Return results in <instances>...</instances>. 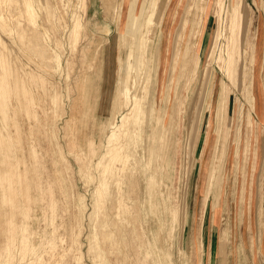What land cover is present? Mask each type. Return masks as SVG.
<instances>
[{
    "label": "rangeland",
    "instance_id": "374dc122",
    "mask_svg": "<svg viewBox=\"0 0 264 264\" xmlns=\"http://www.w3.org/2000/svg\"><path fill=\"white\" fill-rule=\"evenodd\" d=\"M143 1L0 0V77L5 83L10 81L6 88L11 92L5 101L0 96V141L8 140L9 151L15 153L16 158L10 153V160L17 159L11 160L12 166L17 163L14 167L23 179L20 186L29 198L23 206L28 215L16 218L18 225L28 229L20 232L10 264H264V0H245L249 16L244 49L246 58L255 57V63L247 68L240 64L232 79L221 70L217 56L225 53L224 36L232 32L233 0H223L220 26L219 0H184L176 27L169 23L171 9L167 8L164 26L143 32L150 39L153 34L150 45L158 43L160 32H165L169 60L160 80L147 77L145 70L136 75L137 93H143L139 88L145 84L148 99L155 94L159 120L149 124L148 119L137 150L130 151L128 171H122L123 162L117 161L118 172L106 178L102 168L110 160L105 141L114 120L112 104L120 93V67L133 43L128 33L124 47L122 34L131 32L129 15ZM155 2L149 0L151 6ZM160 14L155 15L156 22ZM185 19V30H178ZM177 45L183 60L180 57L172 72ZM246 70L250 71L247 82ZM224 87L229 91L226 99ZM120 118L115 119L118 125ZM150 151L154 156L145 159ZM1 164V172L9 168ZM102 177L112 186L104 195L100 192ZM209 179L207 197L204 191ZM204 198L207 207L202 216ZM105 218L112 223L105 225ZM122 222L124 240L121 233L115 234L114 224ZM109 232L115 234V245L103 238ZM23 234L34 247L25 254ZM6 260L0 253V264Z\"/></svg>",
    "mask_w": 264,
    "mask_h": 264
},
{
    "label": "bare ground",
    "instance_id": "6f19581e",
    "mask_svg": "<svg viewBox=\"0 0 264 264\" xmlns=\"http://www.w3.org/2000/svg\"><path fill=\"white\" fill-rule=\"evenodd\" d=\"M151 1V0H150ZM184 0H161V3L158 2V0H156V2L151 6L150 3H149V0H145L143 1L141 4H140V7L138 8V10H135L133 11V13L131 12L130 15H129V26H130V29H131V32H127L125 34V32L122 34V38H123V41H124V47H126V45L128 44L129 41H127V38H126V35L128 33H132V36H133V43H131V48L129 49L128 53H127V59L125 61V63H122V71H121V74H122V77H121V82H120V89L118 87V89L120 90V93H119V96L118 98H116L114 104H112L113 106V110H111L113 112V115H114V120L112 121L111 119V125L110 123L108 124V126L110 125L112 127V130H111V135L108 136V141L106 140L105 142H108L107 145L109 144V148L107 150V153L106 155L108 154V157L110 156V162L108 161V164H105V168H102L104 169L103 173H105V175L107 176H104L106 178H110V177H113L115 175L116 172H118L115 168V163L117 161L119 162H123V168H122V171H124L125 169H127V161H129V158H131V153L130 151L131 150H134L136 151L137 150V147H138V144L140 142V137L142 136L141 133L144 131V126L145 124H147V121L148 119L150 120L149 121V124L154 122V120H159V118L157 117V108H156V97H155V94L152 96V99H148V94L150 93L149 92V86L146 85V86H142L141 84V89L139 88V90H143V95L142 94H139V92L137 93V77L138 76V73L140 71L144 72L143 70H145V73L147 74V77H149V74L153 77H155L156 79L161 78V71H162V68H163V71L166 69V66H167V62L169 60V54H168V51H167V48H165V45H164V30H162L163 32H160L161 35H159V39H158V43H156L155 45H150V41L153 40V34L152 35V39H150V37H148V34H144L143 32H156V29L157 28H162L164 25H163V22H164V17L166 19V16L164 15L165 11L167 8L171 9V14L169 15V23L171 24H175V27L177 26L176 24L178 23V18H179V15L182 11V4H183ZM219 11L217 13L218 15V19H219V26L221 25L223 21L222 19V10H223V0H219ZM138 5V4H137ZM175 5V6H174ZM148 10L149 13H148ZM159 11H162V14H160V19L159 21L156 22V17L155 15L159 13ZM164 12V13H163ZM204 12H206V16L207 14L210 12V3H208L207 5V9L204 10ZM248 5L246 3L245 0H233L232 1V7H231V11L229 13V19H230V23H231V29H232V32H230V35L228 37L224 36L226 41H227V44H226V49H225V53L222 55H218L217 57L219 58V61L221 63V70L227 75L228 78L232 79V78H235V75L236 73L238 72V68L240 67V64H243L244 67L247 68V66H249V64L253 65L255 63V57H252V58H246V50L244 49V44H246V40H247V32H246V28H247V24H248ZM127 20V22H128ZM133 22L130 23V22ZM182 25L179 27L178 30L180 31H184L185 30V27L187 25V20L185 19L184 22L181 23ZM170 27V26H169ZM220 28V27H219ZM220 31V30H219ZM23 33V32H22ZM168 34V32H166ZM21 34V33H20ZM177 34V33H176ZM131 35V34H130ZM128 34V36H130ZM169 35H171V32H169ZM21 36V35H20ZM223 36V34H221V37ZM23 37V35L21 36ZM20 37V38H21ZM177 37V36H176ZM218 37H219V32H218ZM217 37V38H218ZM180 38H183L180 36ZM23 39V38H22ZM20 39V40H22ZM31 40V38H27V41L28 40ZM23 42V41H22ZM29 42V41H28ZM31 42V41H30ZM33 43V42H32ZM173 44V43H172ZM27 45V44H26ZM30 45V44H29ZM179 45H180V42H179ZM251 46L252 48L254 47V44L251 43ZM30 47H32L30 45ZM33 48V47H32ZM36 49V47H34ZM33 48V50H34ZM181 47H178L177 45V48L174 52V56H173V64H172V72L175 71L176 67L178 66V62H179V59L181 57L182 59V54H181V50H180ZM127 49V48H126ZM29 50V49H28ZM41 50H39L40 52ZM45 52V50H43ZM30 52V51H29ZM39 52H36V54H38ZM44 52H42L44 54ZM222 52V51H221ZM32 53V51L30 52ZM34 53V52H33ZM97 53V52H96ZM35 54V53H34ZM41 54V53H40ZM46 55V54H45ZM42 56V55H41ZM47 56V55H46ZM46 58V57H45ZM183 58L185 59L186 58V54H183ZM183 60V59H182ZM103 63V62H102ZM185 61L183 62V67H182V70L185 69ZM69 65V64H68ZM46 66V65H45ZM71 66V65H70ZM69 66V68H70ZM87 66V65H86ZM85 66V67H86ZM91 67V66H90ZM89 69V67H87ZM198 68V62L196 63V68L194 67V72H196ZM73 69V68H72ZM92 69V68H91ZM90 69V70H91ZM152 69V70H151ZM220 70V71H221ZM152 71V74L150 73ZM70 73V72H69ZM250 74V71L248 72V70H246L244 72V76H245V79H246V82H247V76H249ZM92 75V74H91ZM137 75V76H136ZM143 75V74H142ZM194 75V74H193ZM32 76V75H31ZM70 76V75H69ZM146 76V75H145ZM92 77V76H90ZM142 77V76H141ZM226 77V79H227ZM27 78V77H25ZM145 78V77H143ZM150 78V77H149ZM92 78H89L88 81L90 83V80ZM146 79V78H145ZM154 79V78H153ZM244 79V80H245ZM29 80V79H28ZM87 80V79H86ZM120 81V79H118ZM142 80V79H141ZM235 80V79H234ZM0 81L2 82V84L0 85V96L4 99V101L9 98L10 94V88L7 90L6 86L9 87L10 85V81H8L7 83H5V79L0 77ZM31 81V79H30ZM156 81V80H155ZM229 81V80H228ZM147 82H148V79H147ZM79 83V82H78ZM88 83V82H87ZM225 83V81H224ZM263 84V83H262ZM29 85V84H28ZM33 85V84H32ZM51 85V84H50ZM91 85V84H90ZM166 85V84H165ZM235 86V85H234ZM247 87L245 88V91H246V96H247V93L249 92V95H250V89H251V86H252V80L250 81V88L248 87V85H246ZM24 87V86H23ZM240 87V86H238ZM29 88V87H28ZM41 88V87H40ZM90 88V87H89ZM87 89V90H90V89ZM23 89V88H22ZM46 89V88H45ZM136 89V90H135ZM25 91V89H23ZM22 90V91H23ZM47 90V89H46ZM134 90V92H133ZM2 91V92H1ZM21 91V92H22ZM30 91V90H29ZM27 92V91H26ZM33 92V91H32ZM88 92V91H87ZM90 92V91H89ZM88 92V93H89ZM116 92V91H115ZM45 93V92H44ZM224 99H226V97H229V91L227 90L226 87H224ZM32 93L30 92V95ZM25 95V93H24ZM85 95V94H84ZM88 95V94H87ZM29 96V95H28ZM33 98V97H32ZM31 98V99H32ZM45 98V97H44ZM30 99V98H29ZM28 99V100H29ZM31 99H30V102L29 104L31 105ZM84 99V98H83ZM33 100V99H32ZM168 100H166V104H167V109H169L168 107ZM36 101V100H35ZM3 102V101H2ZM34 102V101H33ZM44 102V100H43ZM88 102V101H87ZM5 103H2L1 106L5 107ZM34 105V103H33ZM36 105V104H35ZM34 105V106H35ZM24 106V105H23ZM51 106V105H50ZM87 106V105H86ZM3 107L2 110H3ZM31 107V106H30ZM38 107V106H37ZM86 108V107H85ZM165 108V110H166ZM25 109V108H24ZM4 110H7L4 108ZM126 110V113L125 111ZM25 111V110H24ZM168 111V110H167ZM167 111H165V113H167ZM0 112H1V109H0ZM33 112V110H32ZM87 112V110H86ZM6 113V112H5ZM25 114V113H24ZM27 114V113H26ZM25 114V115H26ZM35 114L37 115V113L35 112ZM32 115V114H31ZM34 115V113H33ZM36 115H35V119L37 120L36 118ZM121 116L120 118V123L119 125L116 124L115 122V119H116V116ZM29 116V115H28ZM85 116V115H84ZM112 116V115H111ZM26 117V116H25ZM7 119V118H6ZM33 119V118H32ZM2 120V118H1ZM162 120V119H161ZM3 121V120H2ZM1 121V122H2ZM7 121V120H6ZM90 121V120H89ZM5 122V120H4ZM3 122V123H4ZM110 122V121H108ZM163 122V121H162ZM161 122V123H162ZM160 123V122H159ZM9 124V123H8ZM163 124V123H162ZM6 125V123H5ZM4 125V126H5ZM160 125V124H159ZM3 126V127H4ZM9 126V125H8ZM7 126V127H8ZM84 126V125H83ZM87 126V125H86ZM85 126V127H86ZM151 126V125H150ZM162 126V125H161ZM7 127H4L7 129ZM32 127V126H31ZM160 127V126H159ZM163 127V126H162ZM105 128V127H104ZM151 130L153 127H150ZM85 129V128H84ZM106 129V128H105ZM149 129V128H148ZM161 129V127H160ZM3 130V129H2ZM9 130V129H8ZM86 130V129H85ZM102 130V129H101ZM150 130V131H151ZM159 130V128H158ZM100 131V130H99ZM110 131V129H109ZM149 131V132H150ZM160 131V130H159ZM149 132H148V135H149ZM169 132V131H168ZM6 133V131H5ZM7 134V133H6ZM33 134V132H32ZM82 134V133H81ZM80 134V135H81ZM90 134V133H89ZM110 134V132H109ZM105 135V134H104ZM152 135V133H151ZM150 135V136H151ZM158 135V133H157ZM157 135L155 138H157ZM161 135H162V132H161ZM0 137H2V135L0 134ZM6 137H9L8 135ZM107 137V136H106ZM142 138V137H141ZM149 138V137H148ZM3 140L0 141V148H2V152H3V156L1 155V157H3V161L0 160L2 163L5 164V167H6V164L7 166H9L8 169H5V171L1 172V177H0V186L2 187V193H1V199H0V227H1V230H0V238L2 239V244H0V253L1 255L5 254V257H7V260L6 262L3 263L4 264H10V259H11V250L14 246V244L17 242L18 240V237L22 234H20V232L22 230H24L26 228L25 225H18L17 221H16V218L17 216H23V215H28L26 213V209L23 208L24 206V199H27V201H29V198L27 197V193L21 188V184L23 182V179H22V174L18 171V167H14V165L16 166V164H14L12 166V162L11 160L12 159H15L16 158V155H15V150H14V155H15V158L14 155L12 154V152L9 151V149L11 148V146L9 147V143L8 140L6 141L4 139V137L2 138ZM7 139V138H6ZM9 139V138H8ZM87 139V138H86ZM106 139V138H105ZM147 139V138H146ZM159 139V138H158ZM157 139V140H158ZM11 140V138H10ZM81 140V139H80ZM168 140V139H166ZM95 141V140H94ZM156 141V140H155ZM160 141V140H159ZM92 142V141H91ZM90 142V143H91ZM11 143V142H10ZM80 143V142H78ZM88 143V142H86ZM168 143L167 141L165 142V144ZM9 144V145H8ZM14 144V143H13ZM12 144V145H13ZM143 144V143H142ZM149 144V143H148ZM148 144H146L148 146ZM159 144V143H158ZM90 145V144H89ZM107 145L105 147H107ZM156 145V144H155ZM88 146V145H87ZM92 146V145H91ZM142 146V145H141ZM139 146V147H141ZM154 146V145H153ZM165 146V145H164ZM168 146V145H167ZM9 147V149H8ZM97 147V146H96ZM160 147V146H159ZM31 148V147H30ZM147 148V147H146ZM155 148V147H154ZM153 148V149H154ZM168 148V147H167ZM166 148V149H167ZM14 149V148H13ZM75 149V148H74ZM156 149V148H155ZM0 150V152H1ZM104 151H106L104 149ZM1 152V153H2ZM73 152V151H72ZM81 152V151H80ZM90 152V151H89ZM96 152V150L94 151ZM100 152V151H99ZM155 152V151H154ZM13 155L12 159L10 160L11 158V154ZM105 153V152H104ZM142 153V152H141ZM147 153V152H146ZM164 153V152H163ZM89 154V153H88ZM87 154V155H88ZM151 151H150V155L148 158H146L145 156V159H148L150 160L152 158V155H151ZM33 155V154H32ZM79 155V154H78ZM95 155V154H93ZM103 155V154H102ZM101 155V157H103ZM105 155V156H106ZM147 155V154H146ZM34 156V155H33ZM104 156V157H105ZM154 156V155H153ZM158 157V155H156ZM81 157V156H80ZM95 157V156H94ZM93 157V158H94ZM100 157V158H101ZM19 158V157H18ZM90 158V157H89ZM143 158V154H142V157L141 159ZM101 160V159H100ZM139 160H140V157H139ZM143 160V159H142ZM163 160V159H162ZM13 161V160H12ZM15 161L17 162V159H15ZM19 161V160H18ZM35 161V160H34ZM99 161V160H98ZM153 161H154V158H153ZM0 162V165H3L1 164ZM85 162V160H84ZM141 162V161H140ZM149 162V161H148ZM152 162V161H151ZM36 163V162H35ZM34 163V164H35ZM97 163V162H96ZM147 163V162H146ZM33 164V165H34ZM88 164V163H87ZM98 164V163H97ZM101 164V163H100ZM167 164V163H166ZM32 165V166H33ZM36 165V164H35ZM120 165V164H118ZM122 165V164H121ZM148 165V163L146 164ZM13 167L12 169H10V167ZM97 166V165H96ZM103 166V165H102ZM131 166V165H130ZM145 166V165H144ZM150 166V165H149ZM153 166V165H151ZM30 167V166H29ZM129 167V166H128ZM87 168V167H85ZM134 168V167H133ZM132 168V169H133ZM92 169V168H90ZM98 169V167H97ZM101 169V168H99ZM131 169V167H130ZM135 169V168H134ZM133 169V170H134ZM154 169V168H153ZM3 170H4V167H3ZM144 170V169H143ZM91 171V170H90ZM101 171V170H100ZM120 171V170H119ZM121 171V172H122ZM128 171V169L126 170ZM130 171V170H129ZM138 171V170H137ZM154 171V170H153ZM157 171V170H156ZM134 172V171H133ZM101 173V172H100ZM101 173V174H103ZM127 173V172H126ZM125 173V174H126ZM131 173V172H130ZM124 174V176H125ZM123 175V174H122ZM129 175H133V174H129ZM153 175V174H152ZM151 175V176H152ZM121 176V175H120ZM134 176V175H133ZM167 176V175H166ZM90 177H92L90 175ZM101 177V175H100ZM135 177V176H134ZM106 178L104 179L103 177L101 179L106 180ZM139 178V177H138ZM152 178V177H151ZM117 179V177H116ZM124 179V178H123ZM122 179V180H123ZM133 179V178H132ZM150 179V178H149ZM20 180V181H19ZM113 180V178H112ZM131 180V178H130ZM148 180V179H147ZM151 180V179H150ZM167 180V179H166ZM56 181V180H55ZM101 181V180H100ZM99 181V182H100ZM102 182L101 184V188H102V191L101 192V195H104L108 192V188H112V186L108 187V183H106L105 181ZM109 181V180H108ZM115 181V180H114ZM124 181V180H123ZM122 181V182H123ZM40 182V181H39ZM120 182V181H119ZM128 182V181H127ZM132 182V180H131ZM135 182V180H134ZM57 183V181H56ZM121 183V182H120ZM148 183V182H147ZM146 183V185H147ZM155 183V182H154ZM99 184V183H98ZM110 184V183H109ZM113 184V182H111V185ZM131 184V183H130ZM135 184V183H134ZM159 184V183H158ZM117 185V184H116ZM124 185V184H123ZM137 185V184H136ZM120 186V184L118 185ZM122 186V185H121ZM120 186V187H121ZM125 186V185H124ZM138 186V185H137ZM143 186V185H142ZM165 186V185H164ZM211 180L209 179L208 181V184L205 186V191H204V196H207L209 195V193H211ZM37 187V186H36ZM49 187V186H48ZM60 187V186H59ZM98 187V186H97ZM99 187V188H100ZM123 187V186H122ZM126 187V186H125ZM150 189H152V185L149 186ZM148 187V188H149ZM166 187V186H165ZM63 188V187H61ZM100 188V190H101ZM155 188V187H153ZM159 188V187H158ZM38 189V188H37ZM41 189V188H40ZM53 189V188H52ZM51 189V190H52ZM98 189V188H97ZM96 189V190H97ZM119 189V187H118ZM131 189L134 190V186H133V183L131 185ZM149 191H152L150 190ZM160 189V188H159ZM1 190V188H0ZM123 190V189H122ZM132 190V191H133ZM146 190V189H145ZM168 190V189H167ZM111 191V189H110ZM120 191V189H119ZM170 191V190H169ZM103 192V193H102ZM112 192V191H111ZM124 192V191H123ZM155 192V191H154ZM38 193V192H37ZM64 193V192H63ZM94 193V192H93ZM114 193V192H113ZM121 193V192H120ZM131 193V192H130ZM138 193V192H137ZM140 193V192H139ZM100 194V193H98ZM111 194V193H110ZM109 194V195H110ZM127 194V193H126ZM129 194V193H128ZM146 194V193H145ZM162 194V193H161ZM38 195V194H37ZM63 195V194H62ZM97 195V194H96ZM108 195V194H107ZM125 195V194H124ZM123 195V196H124ZM52 196V195H51ZM99 196V195H98ZM97 196V198H98ZM128 196V195H127ZM161 196V195H160ZM38 197V196H37ZM36 197V198H37ZM103 197V196H102ZM111 199H112V195L110 196ZM109 197V199H110ZM149 197H150V193H149ZM96 198V199H97ZM101 199V197H99ZM120 198V197H119ZM123 198V197H122ZM125 198V197H124ZM167 198V197H166ZM108 199V197H107ZM131 199V198H130ZM103 200V199H102ZM113 200H117V199H113ZM120 200V199H119ZM144 200V199H143ZM217 200V199H216ZM26 201V200H25ZM123 202V200H121ZM120 201V202H121ZM125 201V199H124ZM163 201V200H162ZM51 203H53V201H50ZM111 202V200H110ZM119 202V201H118ZM134 202V200H133ZM215 202V201H214ZM112 204H115V202H111ZM110 203V204H111ZM126 202H124V205ZM169 203V201H168ZM99 204V203H98ZM102 204V202H101ZM164 205V203H162ZM161 204V205H162ZM103 205V204H102ZM100 205V206H102ZM119 205V204H118ZM149 205V204H148ZM152 205V204H150ZM162 205V207H163ZM51 206V205H50ZM54 206V204H53ZM52 206V207H53ZM120 207V206H119ZM126 207H128L126 205ZM206 207H207V201L205 202V198L203 199L202 201V207H201V211H202V216L206 210ZM51 208V207H50ZM94 208V207H93ZM121 208V207H120ZM119 208V209H120ZM124 208V206L122 207ZM121 208V209H122ZM155 208V206H154ZM214 208V207H213ZM212 208V209H213ZM216 208V207H215ZM109 209V208H108ZM117 209V208H116ZM96 210V209H95ZM126 210V209H125ZM128 210V209H127ZM126 210V211H127ZM174 210V209H172ZM93 212V211H92ZM95 212V211H94ZM152 213V212H151ZM170 213V211H169ZM172 213V211H171ZM177 213H178V209L176 211H173V215L174 217L177 216ZM118 214L120 215L121 213L118 212ZM150 214V213H149ZM93 215V214H92ZM110 214H108L109 216ZM94 216V215H93ZM164 216V215H163ZM29 217V216H28ZM173 217V218H174ZM23 218V217H22ZM27 218V217H26ZM122 218V217H121ZM25 219V218H24ZM28 219V218H27ZM116 219V218H115ZM171 219V218H170ZM26 220V219H25ZM29 220V219H28ZM111 220V219H110ZM123 220V219H122ZM174 220V219H173ZM175 220H178V219H175ZM174 220V222H175ZM21 221L23 222V220L21 219ZM20 221V222H21ZM125 221V220H124ZM123 221V222H124ZM110 222L112 223L111 221H107L106 218H105V221L103 220V223L105 225H107V223ZM123 222H122V225L121 223H116L114 225L115 226V229H116V232L115 234L117 233H121V239L124 240L125 237H126V231H125V227L123 226ZM178 222V221H177ZM95 223V222H94ZM108 223V224H110ZM23 224V223H22ZM25 224V223H24ZM170 224V223H169ZM172 224H173V221H172ZM104 225V226H105ZM101 226H102V223H101ZM111 226V225H110ZM173 226V225H172ZM178 226V225H177ZM108 227V226H106ZM174 227V226H173ZM171 228L170 227V231H171ZM28 227L25 229L27 230ZM98 229V228H97ZM108 229V228H107ZM106 229V230H107ZM24 230V231H25ZM127 230V229H126ZM174 230V228H173ZM173 230H172V233H173ZM136 231V230H135ZM28 233V231H26ZM115 234L112 233V232H109L108 234L106 235H103V238L106 240H109L110 243H112L113 245L116 244V240H114V237H115ZM24 235V234H23ZM28 235V234H27ZM119 236V237H120ZM27 236L24 235V237L21 238V244H23L22 246V253L25 254V252H30L29 250H33L34 247L32 246L31 248V243L30 245L27 244L28 242V237L26 238ZM138 237V236H137ZM180 237V236H179ZM145 238V237H143ZM142 238V239H143ZM5 240V241H4ZM55 240V239H54ZM53 240V242H54ZM119 240V239H118ZM147 240V238H146ZM20 241V240H19ZM18 241V242H19ZM104 241V242H105ZM144 241V240H143ZM180 241V240H179ZM51 244V248L54 247V244ZM119 242V241H117ZM127 242V241H126ZM140 242V240H139ZM29 243V242H28ZM49 243L50 245V242H47ZM46 243V244H47ZM109 243V242H107ZM106 243V244H107ZM109 243V244H110ZM121 243V242H120ZM142 243V242H141ZM139 243V244H141ZM149 243V242H148ZM20 244V245H21ZM108 244V245H109ZM110 244V245H112ZM129 244V243H127ZM181 244V243H180ZM17 245V244H16ZM144 244L140 245V246H143ZM30 246V247H29ZM37 246V245H36ZM122 246V245H121ZM120 246V247H121ZM128 245H126L127 247ZM139 246V245H138ZM150 246V245H149ZM153 247H155L153 245ZM18 248V247H17ZM109 248V247H108ZM111 248H114L113 246ZM142 248V247H140ZM145 248V247H144ZM16 249V248H14ZM21 249V248H20ZM110 249V248H109ZM122 249V248H121ZM146 249V248H145ZM152 249V248H151ZM112 251V250H111ZM110 251V252H111ZM148 253H149V250L147 249ZM123 252V250H122ZM126 252V251H125ZM155 252V251H154ZM15 254V253H13ZM27 254V253H26ZM126 254V253H125ZM124 254V255H125ZM140 254V253H139ZM143 254V253H142ZM150 254V253H149ZM133 255V254H132ZM131 255V256H132ZM15 259V256L12 255ZM141 256V255H140ZM145 256V255H144ZM2 257V256H1ZM155 257V256H154ZM238 257V256H237ZM24 258H25V255H24ZM122 258V257H121ZM144 258V257H142ZM159 258V257H158ZM147 259V258H146ZM123 260V258H122ZM13 261V260H12ZM120 261V260H119ZM116 262V261H115ZM160 262V260H159ZM135 263V262H134ZM14 264V263H13ZM147 264V263H145ZM157 264V263H155ZM243 264V263H242Z\"/></svg>",
    "mask_w": 264,
    "mask_h": 264
}]
</instances>
